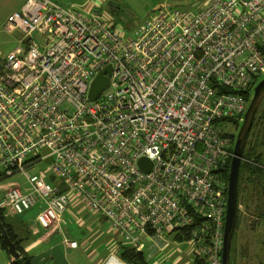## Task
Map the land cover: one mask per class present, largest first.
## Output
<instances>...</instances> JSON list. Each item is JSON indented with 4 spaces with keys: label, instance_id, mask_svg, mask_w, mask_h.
Instances as JSON below:
<instances>
[{
    "label": "built area",
    "instance_id": "obj_1",
    "mask_svg": "<svg viewBox=\"0 0 264 264\" xmlns=\"http://www.w3.org/2000/svg\"><path fill=\"white\" fill-rule=\"evenodd\" d=\"M6 28L25 45L0 67V180L22 172L28 184L8 187L0 207H38L40 225L64 233L75 197L122 245L189 229L195 257L222 264L223 170L235 142L223 124L239 125L264 74V0L162 6L135 36L106 25L98 8L25 0ZM142 157L153 162L148 172ZM39 161L51 169L33 178Z\"/></svg>",
    "mask_w": 264,
    "mask_h": 264
},
{
    "label": "rangeland",
    "instance_id": "obj_2",
    "mask_svg": "<svg viewBox=\"0 0 264 264\" xmlns=\"http://www.w3.org/2000/svg\"><path fill=\"white\" fill-rule=\"evenodd\" d=\"M55 1L65 6H74L81 13H84L87 9L91 10L98 8L100 9V18L103 20V22L106 25L115 27L119 31H123L124 29L128 36H135L139 25L144 20L151 17L156 11V9L159 7L169 6L173 8L198 11L205 5V3L208 0L206 2H204L205 0H106L105 2H103V0H55ZM8 32H12L20 38L23 36V33L18 29L9 30ZM1 51L2 53L5 54L3 50ZM1 57L2 54H0V67L3 64V58ZM263 78H264V74L259 78L255 86L249 91L250 96L248 99V105L254 96L255 87ZM263 109H264V99L260 107V110ZM242 123L243 121H240L239 125H236L234 122H225L223 125L230 134L237 135ZM234 139H235L234 141H236V137ZM263 150L264 149L262 148H258V150L256 149V151H258L257 154L262 152ZM39 169L50 170L51 166L49 163L45 161H39L36 164L35 168L31 171L33 178L38 176ZM248 176L249 175L247 173H244L243 182H242V191H240L239 193L240 202L242 199L246 198L247 195L251 194V192L248 189V185H249V181L247 179ZM27 184H28L27 177L22 172H17L12 176H7L3 178L2 180H0V202L4 199L6 187H14V186L22 187ZM248 202L250 205L249 208L248 206L245 207V211H247V214L245 215L243 214V216L241 214L239 219V221L241 220L237 232L239 255L237 256L236 264H264V230H263L264 227L262 226L261 228V224H260L261 222L256 220V215L254 214V209H256L255 208L256 203H254L255 198L251 200L250 197H248ZM71 207L83 210L86 213L93 214V211L83 201L79 199L77 200L75 198L73 199L72 203L69 206L68 211L70 210ZM38 211H39L38 207H34L30 210L25 211L22 214L8 215L5 212V215L7 216L9 222L10 221L17 222L18 220H24V222L28 226L32 227L35 225L34 221L36 220V215ZM67 218H68V224H67L68 228H70L71 231L73 230L72 227L75 228L74 232L70 235L76 238L81 244V246H83V243L85 241V232H87L86 229L80 227L79 221L76 220L73 215L71 217L67 216ZM26 230L28 231V229ZM98 232L100 236L102 233L103 237L108 239V243H105L106 240H103L102 237L98 239L97 237ZM98 232L95 233L94 236L92 234L93 237L90 239V242L93 245H91L92 246L91 249H96L98 247V244L101 243L102 249L100 252L102 254L105 253L107 249H108L107 252L110 251V249L115 247L117 242H120L121 240L118 234L114 230H112L108 222L104 223V225ZM174 233L175 232H169V233L167 232L166 236H168L169 239L173 240ZM151 242H152L151 240L147 239V237L144 236L141 241V246L139 247L140 250L145 252V255L148 257L150 262L155 263L162 258L164 264H196L195 261L196 257L194 254L195 246L190 242L178 243L173 240L172 244L163 246V250L160 252V256L157 258L149 257V251L151 250L150 248ZM247 244L249 245L248 248L249 252H245L244 255H242L241 250H245L243 248L245 245L247 246ZM9 257L10 254L8 253L7 250H5L2 247L0 241V264H10ZM97 257L98 256L95 257V260L99 258ZM199 262H203L204 264V261L202 259H199ZM43 264H64V260H60L57 262L55 258L53 259L49 257L48 260Z\"/></svg>",
    "mask_w": 264,
    "mask_h": 264
},
{
    "label": "crops",
    "instance_id": "obj_3",
    "mask_svg": "<svg viewBox=\"0 0 264 264\" xmlns=\"http://www.w3.org/2000/svg\"><path fill=\"white\" fill-rule=\"evenodd\" d=\"M106 0H103L105 2ZM205 0L204 2H206ZM25 0H0V54H2L3 61L5 56L12 50L25 45L22 37H18L16 34L12 32H8L9 30L6 28V22L9 14L12 12L19 10ZM5 52L2 53V51ZM2 180V179H1ZM8 187L5 188V190ZM75 198V197H74ZM73 198V199H74ZM72 199V201H73ZM76 199V198H75ZM77 200V199H76ZM1 203V202H0ZM72 203V202H71ZM69 209V208H68ZM67 216L71 217L72 215L76 220L79 221L80 227L85 228L87 232H85V241L83 246L79 243V241L72 237L70 234L74 232V227H72V231L68 228V225L65 227V232H61L60 230L54 229H44L37 222V215L34 226H28L24 220H18L17 222L10 221L13 225L14 232L18 237L22 239V246L24 250L32 256L33 264H43L48 260V258H55L58 262L60 260H64V264H128L120 256V247L122 244L117 242L115 247L110 249V251L105 253H101L102 244L99 243L96 249H91L90 239L94 236L95 233L100 231L104 223L108 221L102 215H97L93 212L86 213L83 210L76 209L71 207ZM9 221V220H8ZM28 229V231L26 230ZM43 229V230H42ZM93 234V236H92ZM65 237H68L73 240L78 241V247L72 248L66 244ZM98 239L100 237L103 240H106L105 243H108V239L99 235L97 233ZM147 239L151 240V250L149 251V257H159L160 252L163 250V246L172 244V241L181 243L173 238V240L169 239L168 236H154L147 237ZM139 251L144 254L147 261L151 264H164V261L159 259L158 262H150L148 257L145 255V252ZM98 256L95 260V257ZM10 258V257H9ZM11 260V259H10Z\"/></svg>",
    "mask_w": 264,
    "mask_h": 264
},
{
    "label": "water",
    "instance_id": "obj_4",
    "mask_svg": "<svg viewBox=\"0 0 264 264\" xmlns=\"http://www.w3.org/2000/svg\"><path fill=\"white\" fill-rule=\"evenodd\" d=\"M111 73L112 65L110 64L97 74L94 81L92 82L89 92V97L91 100H95L107 87ZM263 99L264 78L255 87L254 96L248 105L247 111L242 120L243 123L238 134L236 135L228 176V194L223 235L222 264H235V255H233V252L235 250L237 224L239 221V182L241 164L244 159V153L246 150L249 134ZM44 152H48V149H45ZM51 159L52 157L48 158L47 162H50ZM138 163L140 167L146 172L150 171L153 167V162L147 157L140 158ZM0 235L3 239V242L7 245V250L12 258H18L20 256V252L17 249V244L11 239L7 228L1 221Z\"/></svg>",
    "mask_w": 264,
    "mask_h": 264
},
{
    "label": "trees",
    "instance_id": "obj_5",
    "mask_svg": "<svg viewBox=\"0 0 264 264\" xmlns=\"http://www.w3.org/2000/svg\"><path fill=\"white\" fill-rule=\"evenodd\" d=\"M261 105H262V103H261ZM261 105H260V107H261ZM260 107H259L257 115L255 117L252 129H251V132H250V135L248 138L246 150L244 153V159H243L242 164H241L239 193L242 190L241 189V183L243 182L244 173H247V174L251 173V176H260L261 178L264 175V172H263V170H264V160H263L264 159V150L258 154H257L258 151H256V149L258 150V148L264 149V109L260 110ZM230 135L233 138V140H235L234 138L236 137V135H234V134H230ZM232 151H234V146L232 148ZM251 157L254 158L253 163H250L249 161H247L248 160L247 158L250 159ZM231 160H232V157H230L228 159V162L225 165V168L223 170L224 179H225V182L227 185L226 196L228 194V176H229V171H230ZM260 165H262V166L260 167ZM53 179H55V177H53ZM239 204H240V198H239ZM5 212L6 211L0 207V215L3 217L5 216L4 220L7 219V221H8V218L6 217ZM8 223H9L8 227L10 230L11 239L14 242H16L17 249L20 252V256L18 258H15V259L12 258V256L10 255V259H11L10 264H33L32 256H30L24 250V248L22 246V239L20 237H18L17 234L14 232L13 225L9 221H8ZM238 226H239V221H238L237 227ZM173 232H175L174 233V239H176L179 242H184L190 238L189 229H180V230L176 229ZM0 241H1L2 247L5 250H7V245L3 242V239L1 236H0ZM120 256L125 261H127L128 264H151L147 261L144 254H142L139 251V247L122 245L120 247ZM199 259H200L199 257L195 258L196 264H203V262H199ZM202 260L204 261V264H207V262L204 259H202Z\"/></svg>",
    "mask_w": 264,
    "mask_h": 264
},
{
    "label": "flooded vegetation",
    "instance_id": "obj_6",
    "mask_svg": "<svg viewBox=\"0 0 264 264\" xmlns=\"http://www.w3.org/2000/svg\"><path fill=\"white\" fill-rule=\"evenodd\" d=\"M252 158L253 157H251L250 159L247 158L248 159L247 161H249L250 163H253L254 162V158L253 159ZM261 166L262 165H260V167ZM263 172H264V170H263ZM248 175H249L248 178H247L248 181H249L248 189L251 192V194L247 195L246 198L241 200L243 205H242L241 202L239 204V219H240V215L241 214H242V216H243V214L244 215L247 214V211H245V207L248 206V208H249V206H250L249 202H248V197H250L251 200L253 198H255V202L254 203H256V207H255L256 209H254V214L256 215V220L261 222L260 224H261V228H262V226L264 227V175H263L262 178L260 176H251V173L248 174ZM241 189H242V183H241ZM4 217L0 215V221L7 228L8 232H9V235H10V230H9V227H8L9 223H8L7 219L4 220L5 219ZM240 222H241V220L239 221V226H240ZM239 226L237 227V232H238ZM236 237H237V239H236L235 250H234V255H235L234 263L235 264L237 262V256L239 255V253H238V233H236ZM248 248H249L248 244H247V246L246 245L244 246L243 249H245V250H241L242 251V255H244L245 252H249Z\"/></svg>",
    "mask_w": 264,
    "mask_h": 264
}]
</instances>
